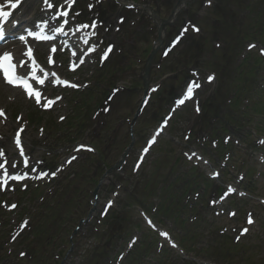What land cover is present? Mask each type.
<instances>
[{"label": "rangeland", "instance_id": "rangeland-1", "mask_svg": "<svg viewBox=\"0 0 264 264\" xmlns=\"http://www.w3.org/2000/svg\"><path fill=\"white\" fill-rule=\"evenodd\" d=\"M80 1L86 4L81 9L83 16L77 17L85 21L96 17L99 22L101 50L113 46L108 60L93 59L77 75L63 69L81 87L78 93L53 90L52 96L63 94V100L50 112H42L21 92L14 96L12 91H0V105L10 118L6 122L0 119L3 146L11 149L13 132L21 125L26 150L35 164L41 162L43 169L51 171L68 165L56 180L40 181L39 186L32 183L25 192L16 186L17 190L4 196L5 206L0 200V264H129L130 252L143 243L149 249L133 264H264V206L260 204L264 198V145L257 143L264 140V59L249 84L235 80L237 67L247 55L261 57L264 0H189L163 32L150 74V84L160 87L135 123L144 94L143 68L159 38L158 26L148 11L166 19L178 0ZM24 2L26 11L43 1ZM131 2H137L135 9H127ZM188 22L196 23L201 32L190 30L168 57H162L163 46ZM252 42L257 44L255 50L247 47ZM191 69L199 71L205 87L191 104L177 109L174 100L193 76ZM212 73L216 79L208 84L205 78ZM172 111L176 114L165 134L137 170L134 166L141 148ZM32 112L37 113L35 121L30 120ZM17 116L23 117L20 123ZM79 143L94 146L96 152L76 156ZM130 146L122 170L101 184L104 166L115 165ZM195 150L205 154V159H219L212 160V168L199 163L194 171L197 175L191 177L193 173H185L195 167L197 160L188 158ZM175 159L179 161L174 164ZM99 160L104 163L100 165ZM213 170L223 171V176L210 180ZM200 174L204 177L193 184ZM240 174L245 175L241 186L247 196L240 200L235 196L225 203L238 210L229 219L228 210L221 215V208L210 204L215 200L211 191L219 186L223 190L227 177L237 184ZM189 177L192 185L187 189ZM111 200L115 206L103 219L101 211ZM13 202L18 205L10 212L5 207ZM143 210L161 229L171 231L184 252L168 247L147 228ZM248 210L254 211L257 221L235 243L237 227L243 225ZM90 213L91 222L81 223ZM23 220L27 227L11 240ZM37 229L42 233H36ZM70 234L75 241L69 253ZM183 235L188 236L184 244Z\"/></svg>", "mask_w": 264, "mask_h": 264}, {"label": "snow or ice", "instance_id": "snow-or-ice-1", "mask_svg": "<svg viewBox=\"0 0 264 264\" xmlns=\"http://www.w3.org/2000/svg\"><path fill=\"white\" fill-rule=\"evenodd\" d=\"M66 2L69 3V5H70L72 2H74V0H66ZM208 2L210 3V0H208ZM6 3L8 5H10L11 8L15 9L22 3V0H6ZM43 3L45 5V7L48 8V9H51V8L54 7V4L51 2V0H43ZM127 6L128 7H134V5H132V4H128ZM61 7H63V6H61ZM91 7H93V6L89 5V8H91ZM10 15H11V12L5 10V5L4 4H0V19L7 20V18ZM59 15L68 16V12L67 11H61V12L57 13L56 15H54L52 17V19H57V17ZM76 15H79V13H76ZM122 19L123 18L121 17V22H122ZM63 23L64 24H68V21L65 20V21H63ZM48 24H49L48 21L42 20L40 22V24L35 25V27L37 29H39V31H34V30L29 29V30H26V33H27L26 35H20L18 38L21 41L25 42V43H27L28 37H32L34 39H43V40L50 39L51 37L46 35L45 31H44L48 27ZM80 27L86 28V27H89V25H80ZM91 27L92 28L96 27L95 21L93 22ZM53 30L62 31V29L59 28V27H57V28H55ZM194 31H199V29L194 27ZM3 36H4V25H0V38H2ZM251 47H255V46L252 45ZM110 50L111 49L109 48V51ZM32 51L33 50L31 49V47H28L25 54L33 61V66H35V58L32 55ZM51 51L55 52V48L53 47ZM106 55L107 54H105V58H106ZM50 62H51V60H50ZM80 62L83 63L82 60ZM23 66H24V64H23V62H21L20 67H23ZM16 68H17V65H16V63H14V58H13V55L11 53L5 52L3 54H0V69L3 70V76L5 78L6 83H8V84H10V85H12L14 87H22L26 91L28 97H30V98L34 97L35 100H36V103L40 104L41 103V94H40V92L33 87L32 83L29 82V80L26 78L25 75L19 74L16 71ZM32 75L36 76V73L33 72ZM45 75H48V74H45ZM52 75L55 76L54 73ZM37 78L39 79V77H37ZM213 78L214 77H212V76L208 77L209 81H211ZM39 82L42 84V83H44V80L43 79H39ZM55 82L68 85V81H60V80L57 79ZM70 86L71 87H78V85H74V84L70 85ZM198 86L199 85H196V87H198ZM192 94H193V89L192 88H188L187 89V95L190 97ZM56 99L58 100V99H61V98L57 97ZM184 102L185 101L183 99L180 100V104H183ZM54 103H55V100H47V102L44 103L43 107L48 108ZM197 111H199V108H197ZM0 118H6L3 109H0ZM17 119L19 120L21 118L18 117ZM61 119H63V117H61ZM20 131H23V128H21ZM0 139H2V137H0ZM14 142H15L16 145H21V139H20L19 133H17V135L14 137ZM154 142H155V140L153 139L152 143H154ZM145 151H147V149H145ZM20 154L22 156L24 154L22 146L20 147ZM192 155H196V154L193 152ZM0 156H3V150H0ZM189 158H191V156ZM73 159H75V157H73ZM24 163L26 165L28 163V161L25 160ZM0 167H3V165H0ZM12 167L13 168L15 167V163L12 165ZM41 175H47V173H42ZM51 175L55 176L56 173L53 172V173H51ZM213 175L214 176H218L219 173H215L214 172ZM25 176H26V174H17V175H14L12 177V179H14V180H23L25 178ZM3 183L7 184V180H4ZM234 191H236V190L234 188H232L231 186H228V188L226 189V193H232ZM221 199H223V197ZM10 207L11 208H15L16 205L13 204ZM230 215H234V213H230ZM247 222L249 224L253 223V220L251 218V214H249V218H248ZM148 223H151V221H148ZM247 231H248L247 228L243 229L242 234L246 233ZM163 235L167 236L168 234L167 233H163ZM13 239H15V237ZM21 255L23 256L25 254L21 253Z\"/></svg>", "mask_w": 264, "mask_h": 264}, {"label": "trees", "instance_id": "trees-1", "mask_svg": "<svg viewBox=\"0 0 264 264\" xmlns=\"http://www.w3.org/2000/svg\"><path fill=\"white\" fill-rule=\"evenodd\" d=\"M255 59V61L257 62V59L256 58H254ZM237 70H239V72L237 71V80H239V81H243V80H245L244 79V71H246V68H243V66H239L238 67V69ZM248 72V71H247ZM250 76L251 75V72H248L247 73V76ZM246 78V77H245Z\"/></svg>", "mask_w": 264, "mask_h": 264}, {"label": "water", "instance_id": "water-1", "mask_svg": "<svg viewBox=\"0 0 264 264\" xmlns=\"http://www.w3.org/2000/svg\"><path fill=\"white\" fill-rule=\"evenodd\" d=\"M181 1H182V0H179V2H181ZM152 57H153V54H152V56L150 57V59L148 60V64H147V66H146V68H145L146 73L149 72V68H150V64H151V61H152ZM120 164H121V161L117 164L116 167L112 168L108 173H112V172L114 171L115 168H117V167L120 166Z\"/></svg>", "mask_w": 264, "mask_h": 264}, {"label": "bare ground", "instance_id": "bare-ground-1", "mask_svg": "<svg viewBox=\"0 0 264 264\" xmlns=\"http://www.w3.org/2000/svg\"><path fill=\"white\" fill-rule=\"evenodd\" d=\"M185 3V0H183L182 2H181V5L180 6H183V4ZM173 18H174V16H173ZM19 58H20V56H19ZM0 89H1V87H0ZM3 93L5 94L8 90H10V91H12L13 93H15L16 95H18V93H19V89H13V88H11V87H7V88H3ZM9 124H11V123H9Z\"/></svg>", "mask_w": 264, "mask_h": 264}]
</instances>
